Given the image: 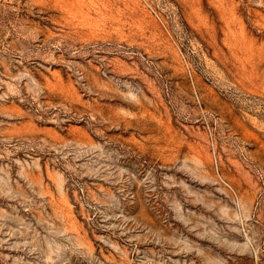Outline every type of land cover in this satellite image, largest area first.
<instances>
[{
    "label": "rangeland",
    "instance_id": "374dc122",
    "mask_svg": "<svg viewBox=\"0 0 264 264\" xmlns=\"http://www.w3.org/2000/svg\"><path fill=\"white\" fill-rule=\"evenodd\" d=\"M0 264H264V0H0Z\"/></svg>",
    "mask_w": 264,
    "mask_h": 264
}]
</instances>
